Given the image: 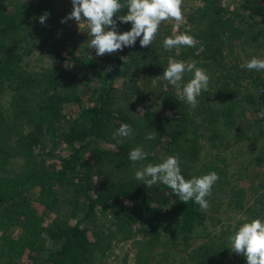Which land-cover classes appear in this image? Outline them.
I'll return each mask as SVG.
<instances>
[{
	"label": "trees",
	"instance_id": "trees-1",
	"mask_svg": "<svg viewBox=\"0 0 264 264\" xmlns=\"http://www.w3.org/2000/svg\"><path fill=\"white\" fill-rule=\"evenodd\" d=\"M197 1L181 0L194 46L165 51L163 38L185 24L173 30L163 21L151 45L137 38L96 56L94 48L71 49L50 0H0V264H101L127 241L135 264H246L227 236L245 219L264 218V176L246 199L238 182L247 166L236 162L245 151L231 159L224 152L248 141L250 154L259 141L264 155V71L239 67L244 61L234 51L264 59V0ZM130 26L118 22L117 30ZM169 57L207 72L195 108L159 77ZM121 122L133 134L113 138ZM250 129L254 137L245 138ZM153 131L156 138L146 140ZM138 145L147 156L133 166L127 154ZM173 154L186 179L217 174L209 212L133 178L134 167ZM32 200L54 216L47 219ZM222 204L243 217L215 229Z\"/></svg>",
	"mask_w": 264,
	"mask_h": 264
},
{
	"label": "clouds",
	"instance_id": "clouds-1",
	"mask_svg": "<svg viewBox=\"0 0 264 264\" xmlns=\"http://www.w3.org/2000/svg\"><path fill=\"white\" fill-rule=\"evenodd\" d=\"M72 9L61 18V23L67 19H74L78 28L81 24L86 27L89 36V48H94L95 55L111 54L125 47L138 43L141 47L152 44L158 33L161 22L174 20L185 24V31L172 36H166L161 42L165 51L181 46L192 47L195 38L189 34L188 25L181 12V0H71ZM125 11L123 14L121 10ZM115 14V17H114ZM48 12L39 15L38 21L44 23ZM120 24L130 23L126 31H118ZM178 26V25H177ZM123 63L126 56H122ZM239 67L247 70L264 71V59L252 56L242 62ZM191 76L186 81L185 74ZM168 85L177 89L176 99L183 101L189 108H195L197 98L202 91H207L209 76L207 72L197 66L196 61L174 60L169 57L166 67L159 76ZM258 115L264 118V108ZM133 134L129 124L121 122L113 132V138H127ZM155 131L146 134V140L156 138ZM120 143V140H116ZM147 153L138 145L128 151L127 158L133 166L145 160ZM133 178L143 183L147 188L153 185H164L171 190L178 200H191L201 209L208 207L206 197L211 195L212 186L218 180L214 171L185 178L181 173L180 160L176 155H168L159 163H146L141 167H134ZM230 250L242 255L246 264H264V218L255 217L243 220L231 230L227 236Z\"/></svg>",
	"mask_w": 264,
	"mask_h": 264
},
{
	"label": "rangeland",
	"instance_id": "rangeland-1",
	"mask_svg": "<svg viewBox=\"0 0 264 264\" xmlns=\"http://www.w3.org/2000/svg\"><path fill=\"white\" fill-rule=\"evenodd\" d=\"M50 1L53 2L55 8L61 13L62 17H66V14L69 13L72 9L71 0H50ZM183 1H184V4L198 2L197 0H183ZM167 22H169V24L173 26V30H175L177 25L180 23V22H177L171 19L167 20ZM63 24L65 26L64 28L66 29V32H68V34L70 33L71 35L72 40L70 41L69 45L71 46V49L74 50V52H80L84 48H87V49L89 48L88 47L89 36L85 32L87 31V29L86 27H84L83 24H81L80 29L78 28V24L74 19H67ZM234 51H237L235 56L240 58V60L246 61L247 59H249L247 55H244L242 53L243 51H240L239 48L236 47ZM63 56H66L65 53H63ZM62 63H65V61H63ZM74 72L77 73V70L76 71L74 70ZM255 132L256 131L253 129L248 130L245 135V138H248V139L253 138ZM249 145L250 143L247 141V142H244L241 146L234 148V151L229 150V149L227 150L226 148L224 152V157L226 159H231L236 149L240 148L242 151H245V153H243L242 155L236 158V162H239L240 160H242L243 165L241 167L247 166V171H246L247 176L246 175L240 176V179L238 182L241 188L245 191L246 199L250 198L251 195L257 190V187H258L257 179L259 177L264 176V172L256 175L255 174L256 169H254V167H259L261 168V170L264 169V155L261 158L258 157L259 141L257 142V144L252 145V148L253 149L255 148V152H252L250 154L246 153ZM15 165H12V163H9L8 168L12 169L13 166ZM194 175L198 176L201 174L193 173L192 176ZM34 196L35 195H32V197ZM206 199H209V197H206ZM246 202L248 203L249 201H246ZM32 203L35 209H37L38 211L46 212L47 219H50L54 216V214L51 211L48 210L49 212L48 213L46 209L41 204H39L37 201L32 200ZM206 209H203V211L206 212ZM217 215H218V218L221 220V222L215 226V229L217 228V226L218 228L221 227L222 226L220 225L221 223H223L224 225H226L228 222L232 224V222H234L233 220L243 217L242 213L239 210L235 212L233 208L226 207L224 204L221 205V209L219 208V212ZM134 249L135 247H133L129 241L119 242L118 244L114 245L112 249V254L107 259H105L104 263H101V264H135ZM166 260H167V257H166ZM143 261L144 260H142V263ZM150 264H154V263H150Z\"/></svg>",
	"mask_w": 264,
	"mask_h": 264
}]
</instances>
